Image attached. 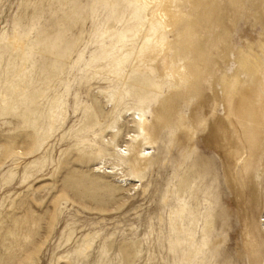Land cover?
<instances>
[{
  "label": "rangeland",
  "instance_id": "obj_1",
  "mask_svg": "<svg viewBox=\"0 0 264 264\" xmlns=\"http://www.w3.org/2000/svg\"><path fill=\"white\" fill-rule=\"evenodd\" d=\"M256 1L211 30L215 40L230 30L236 50L246 39L262 60ZM155 28L134 0H0V264H249L252 221L264 228V143L256 184L251 171L237 174L239 194L225 150L233 139L215 133L225 111L210 89L193 107L208 126L195 149L187 154L174 111L138 189L94 169L111 145L128 144L135 113L151 121L171 92L136 67ZM179 208L195 231L191 251L172 247L168 218Z\"/></svg>",
  "mask_w": 264,
  "mask_h": 264
},
{
  "label": "bare ground",
  "instance_id": "obj_2",
  "mask_svg": "<svg viewBox=\"0 0 264 264\" xmlns=\"http://www.w3.org/2000/svg\"><path fill=\"white\" fill-rule=\"evenodd\" d=\"M134 2L141 6L143 13L156 26L151 40H145L146 47L138 60L137 70L148 71L155 79L156 89L165 84L171 92L169 95L160 94L151 121L140 112L135 117V113V131L128 134V144L124 147L111 145L110 158L101 160L94 167L95 171H98L97 174L103 171L107 175H119L125 183L129 181L133 189H138L139 174L150 171L154 166L149 148L156 143L163 124L174 111L180 118L187 154L193 151L196 135L208 128L203 117H200L199 122L193 120V107L202 99L204 89L208 88L212 98L223 104L225 116L215 119L213 128L216 134L221 133L226 137L227 132V136L233 139L225 149L228 161L233 164L231 177L229 172L228 176L238 193H243V184L237 174L251 171L250 181L255 185L254 168L260 167L263 162L264 40L258 45L263 57L258 60L256 50L246 39V49L236 50L231 42L230 30L215 40L211 27L221 22L227 13L232 16L230 26H233L238 17L246 14L245 0ZM252 11L258 16V23L264 31V0H257L252 5ZM13 42L16 47L23 46L21 40L14 39ZM232 52L236 53V67L233 73L227 74ZM216 67L222 68L220 74L216 72ZM215 83L220 85V91L216 89ZM182 104L188 106L189 116L182 112ZM110 161L111 166L104 168V164ZM183 211L184 208H179L177 213L168 218L170 230L175 236L172 246L175 251H191L195 247V231L189 226L190 223L185 224ZM262 233L264 228L254 219L251 233L254 247L249 264H263L264 242L260 243V238L264 236H261ZM218 241L211 240L213 247L217 246Z\"/></svg>",
  "mask_w": 264,
  "mask_h": 264
}]
</instances>
